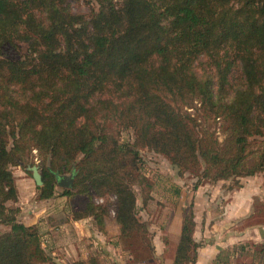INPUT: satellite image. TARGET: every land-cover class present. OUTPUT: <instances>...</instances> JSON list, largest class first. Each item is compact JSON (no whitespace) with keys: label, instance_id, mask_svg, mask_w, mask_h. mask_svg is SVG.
Masks as SVG:
<instances>
[{"label":"trees","instance_id":"obj_1","mask_svg":"<svg viewBox=\"0 0 264 264\" xmlns=\"http://www.w3.org/2000/svg\"><path fill=\"white\" fill-rule=\"evenodd\" d=\"M80 1L0 0V225L10 228L0 235V264L46 262L39 227L7 206L19 199L12 168L34 151L47 173L40 200L55 197L57 175L72 172L64 196L90 198L73 219L103 226L109 207L93 198L112 195L122 236L152 237L136 212L139 149L203 179L196 189L264 173V0H96L88 16L73 12ZM20 44L26 55L5 56ZM199 113L222 125L224 142ZM114 124L134 131L132 145ZM195 229L191 206L173 264H196Z\"/></svg>","mask_w":264,"mask_h":264},{"label":"rangeland","instance_id":"obj_2","mask_svg":"<svg viewBox=\"0 0 264 264\" xmlns=\"http://www.w3.org/2000/svg\"><path fill=\"white\" fill-rule=\"evenodd\" d=\"M71 7L74 13L88 16L90 8H97V3L96 0H83L71 2ZM27 51L25 44H20L18 48L11 46L4 48L5 56L12 60L23 57L27 54ZM196 108H199L198 104H194V108L188 111L194 115ZM199 123L204 126L206 132L214 134L219 142H224V128L220 123L215 124L201 114ZM111 129L114 130V134L120 142L131 145L134 143L135 133L132 129L115 124ZM262 141L257 139L252 144L251 151L252 155H254L251 159L252 162L261 148ZM139 152L142 160L139 165L142 184L134 187L137 196L136 212L139 221L146 224L152 237L146 238L136 234L122 236L115 220V197L112 195H108L105 198L94 197L93 202L96 205L109 207V214L105 217L103 226L99 225L98 221L93 218L97 227L93 226L95 231H92L90 237L83 235L81 237L85 239L79 240L76 236L78 242L85 249L91 250L90 248H93L90 251V257L97 258L100 264H106L102 263V251H107L99 248L110 244L115 248H120L122 253L128 256L127 264L152 260L155 255V239L159 237L162 239L167 238L168 228L175 221V217L183 213L184 218V212L193 206L195 217L198 218L200 224L203 226L210 224L213 229L211 232L212 237L203 236V239L215 238L214 228L217 224H222L223 222H231L228 229L223 228L224 236L227 234L238 235L241 232L248 231L249 238L247 241L225 250L223 256L224 264H264V251H261L264 244V173L251 177L232 178L228 181L217 183L205 181L196 189L198 182L203 179H199L195 174L189 172L181 175L178 168L173 166L162 154L147 148L139 149ZM32 166L39 167L42 179L46 177L47 173L44 170L43 163L37 152L34 151L28 156L25 164L12 168L14 177L16 176L21 180L20 190L17 187L19 199L17 203L9 202L7 206L9 209H19L17 220L24 224L30 223L32 217L35 218L37 213H42L39 218L41 239L43 237V240H45L44 236L46 237L47 235L48 237H60V239H55L56 244L53 248L50 249L48 244H46L47 247L43 246L46 262L37 264H72L79 261L75 254L71 257L68 256L67 245L69 244L70 236L66 232V237H64L62 228L71 219L73 220L75 213L85 210L90 198L75 192L71 196H64V192L67 189L59 186L58 177L73 174L68 172L57 175L55 197L48 200H40L41 192L39 188L41 187L36 185L32 172L28 171V168ZM231 202L234 203V206H231ZM232 207L237 210L242 209V217L240 219L233 212ZM48 225L54 230L47 229L46 226L48 227ZM9 229L7 226L0 225V235L8 232ZM206 229L204 227L203 231ZM217 232L220 234L222 231ZM201 243H204V240ZM74 249L77 250L75 247ZM107 254V258H111L109 262L113 264L116 254H113V252H110V254L107 252ZM79 257L82 258L80 253Z\"/></svg>","mask_w":264,"mask_h":264},{"label":"crops","instance_id":"obj_3","mask_svg":"<svg viewBox=\"0 0 264 264\" xmlns=\"http://www.w3.org/2000/svg\"><path fill=\"white\" fill-rule=\"evenodd\" d=\"M20 181H21L20 178L16 177L17 187L19 190H20V186H19ZM231 206H234L233 202H231ZM231 209H233V212L237 214L238 219L242 217L241 215L242 209L237 210L234 207H232ZM41 215L42 213H37L35 215L36 217L35 218L32 217L31 222L25 225L27 226L38 225V227L39 225L41 226V224L39 223V218L41 217ZM195 222H196V229H195L194 239L197 243L202 244V247L198 250V258H197L196 264H216L217 257L220 254L221 250H226L230 247H234L235 245H238L239 243L247 241L249 238L248 231L241 232L238 235L227 234L226 236H224L223 228L228 229L231 222H223L222 224H217V226H215L214 228L215 238L203 239L202 238L203 236L212 237L211 232L213 231V229L210 224H207L205 226L200 224L197 217H195ZM93 226L97 227L96 224L94 223L93 218H87V219L78 220V221L71 219V221H69L67 224L63 226L62 233L64 237H66L65 235L66 232L70 236L69 244L67 245L68 246L67 253L69 257H71L73 254L77 256L78 260H87L88 257H90L89 256L91 255L90 251L93 248H90L91 250L85 249L84 246L81 245L80 242H78L77 237L79 238V240L85 239L81 237L83 235H87L88 237H90V234L92 233V231H95ZM182 227H183V213L182 215L180 214L177 215L175 217V221L170 224L168 231H167L168 232L167 238L162 239L161 237H159L158 239H155L154 258L152 260H144V261H141L140 263H135V264H155V263L173 264L174 259H175V253H176L177 246H178L179 239H180L181 232H182ZM204 227L207 228L205 231H203ZM46 228L47 229L49 228L51 231L54 230L50 225H48V227L46 226ZM216 231H222V232H220L219 234L218 232L216 233ZM57 238L60 239L59 236H49L48 237L47 235L46 237L44 236L45 240H43V237H42L43 246L47 247L46 244H48V247L50 249L53 248L56 244L55 239ZM202 240H204V243H201ZM74 247L77 250H75ZM99 249H105L109 254L110 252H113V254H116V258L113 260V264H127L128 263V256H125L120 250V248H115L113 245L109 244L108 246H104L103 248H99ZM107 252H105L104 250L102 251V254H103L102 263L111 264L109 262L111 258L110 257L109 259L107 258L108 256ZM79 253L82 255V258L79 257ZM92 255L94 254L92 253ZM129 257L132 258L131 256Z\"/></svg>","mask_w":264,"mask_h":264},{"label":"water","instance_id":"obj_4","mask_svg":"<svg viewBox=\"0 0 264 264\" xmlns=\"http://www.w3.org/2000/svg\"><path fill=\"white\" fill-rule=\"evenodd\" d=\"M28 171L32 172V177L36 185L38 187H42L44 183H43L42 175L40 174V171H39V167L37 166L29 167ZM74 180H75L74 174L70 176H59L58 184L62 188H65L67 190H72L74 188Z\"/></svg>","mask_w":264,"mask_h":264}]
</instances>
